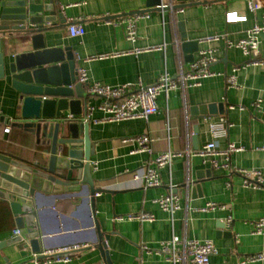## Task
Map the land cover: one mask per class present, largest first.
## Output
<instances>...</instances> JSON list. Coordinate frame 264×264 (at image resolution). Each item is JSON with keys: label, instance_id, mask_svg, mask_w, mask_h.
Wrapping results in <instances>:
<instances>
[{"label": "crops", "instance_id": "1", "mask_svg": "<svg viewBox=\"0 0 264 264\" xmlns=\"http://www.w3.org/2000/svg\"><path fill=\"white\" fill-rule=\"evenodd\" d=\"M56 1L62 17L57 14L49 24L54 28L48 36L54 42L48 46L72 47L77 74L84 68L91 82L150 85L165 71L175 77L188 70L201 51H211L215 60L210 68L217 74L203 79L200 86L172 90L168 97L161 95L160 110L148 119L96 122L104 117L98 109L89 120L83 119L90 123V161L100 190L94 206L85 201L91 197L88 193L53 202L43 199L41 221L47 234L41 251L79 247L70 260L49 264H110L108 260L112 264H172L156 249L173 234L213 240L217 253L210 264H264V260L244 262L246 256L264 251V230L253 232L254 222L264 219V187H247L240 174L215 168L212 160L225 161L223 154L207 158L191 154L210 142L217 150L234 143L242 149L229 153V162L260 170L264 180V32L259 35L260 63H251L236 46L249 29L262 22L264 0H258L261 7L255 11L248 0H167L166 10L149 7L147 0ZM144 12L148 15L137 22V39H127L122 19ZM230 12L242 18L227 21ZM72 22L83 24L85 33L71 36L68 27ZM217 34L225 37L205 40ZM3 47L11 55L30 49L14 39H4ZM232 74L237 86L228 85L227 77ZM84 87L86 99L100 103V98L89 95ZM258 102L259 107L255 106ZM211 104L216 105L215 110L202 113L201 107ZM19 117L17 93L0 81V151L40 162L43 147L34 133L15 124ZM222 120L227 130L214 136L210 125ZM8 124L11 128L5 132ZM141 134L152 138V151L136 152V144L121 143L124 137ZM83 137L84 133H79V138ZM167 150L189 153L175 157L161 170L160 186L145 188L126 174L154 166L156 157ZM170 185L180 203L172 217L156 202L168 193ZM208 202L221 207L201 210ZM140 212L152 213L155 219L118 220ZM229 216L232 221L227 224ZM16 228L9 201L0 197V240L11 237ZM143 245L149 248L143 249ZM10 250L0 251V264H34L35 253L22 257ZM6 256L9 262L4 261Z\"/></svg>", "mask_w": 264, "mask_h": 264}, {"label": "water", "instance_id": "2", "mask_svg": "<svg viewBox=\"0 0 264 264\" xmlns=\"http://www.w3.org/2000/svg\"><path fill=\"white\" fill-rule=\"evenodd\" d=\"M57 5L56 0H0V81L17 93L20 121L15 124L34 133L43 147L40 162L0 151V197L9 201L20 230L0 240V251L11 248L10 254L22 257L39 253L46 238L43 199L53 202L88 193L91 197L85 201L94 206L100 190L91 167L90 123L83 120L88 100L84 84L77 82L74 50L48 46L54 42L48 33L54 28L49 24L60 14ZM147 5L169 8L167 0H147ZM4 39L30 49L11 55L3 49ZM215 106L201 107L202 113Z\"/></svg>", "mask_w": 264, "mask_h": 264}, {"label": "built area", "instance_id": "3", "mask_svg": "<svg viewBox=\"0 0 264 264\" xmlns=\"http://www.w3.org/2000/svg\"><path fill=\"white\" fill-rule=\"evenodd\" d=\"M248 1L249 7L252 11L261 7L258 0ZM146 15H148L147 12L135 13L122 19V22L125 23L127 39L131 41H135L137 39V22ZM241 18L242 17H240L237 13L233 12L226 15V19L229 22L238 21ZM68 32L73 37L81 36L85 33V28L81 23L72 22L68 27ZM262 32H264V15L262 22L249 29L246 38L236 43V46L240 47L245 55L249 57L251 63H260L257 58L259 56L260 45L259 35ZM223 37H225L224 34H217L207 37L205 40L214 41ZM141 51V49L137 50V52ZM214 60L215 58L211 55V51H201L188 70L180 71L175 77L169 75L165 71L160 74L155 83L150 85H144L142 83H139L138 85H131L126 83L112 86L100 82H91L87 71L84 68H80L78 69L79 81L86 86V90L89 95L100 98V103L96 105L92 104L88 100L87 114L84 120H89L94 111L97 109L104 113V117L96 119V122H117L137 118L148 119L152 114H155L160 110L158 99L161 95L168 97L170 91L172 90L185 89L191 86H200L203 79L216 75L217 73L210 68L211 63ZM227 82L229 86H237L236 77L233 74L227 77ZM255 106L259 107V102L256 103ZM227 127L228 125L222 120L217 123H212L210 125V131L214 136H218L219 134L225 133ZM10 128V124L6 125L4 129L5 132H9ZM151 142L152 138L147 134L129 136L121 139L122 144H136V152L152 151L150 146ZM262 148L264 149V145ZM241 149V147L231 143L226 149L217 150L215 143L210 142L205 147L195 150L191 154L198 155L203 158H207L218 153L223 154L225 156V161L218 162L217 160H212V165L215 168H225L240 174L243 177V184L247 187H264V180L260 170L240 168L229 162V153L239 151ZM187 153H189V151L167 150L156 157L154 166L147 165L145 168L134 171H126V174L130 175L135 181L139 182L145 188L160 186L162 184L160 177L161 170L170 166L175 157L183 156ZM93 167L96 168V163H93ZM156 202L171 217L180 207L179 196L175 193V187L173 185H170L168 193L157 198ZM218 207L221 206L215 202H208L206 206L201 208V210L215 209ZM125 219L139 220L143 222L153 221L155 216L149 212H140L118 217V220ZM231 221L232 217H227L226 223L230 224ZM263 230L264 219H259L254 222L253 232L255 234H261ZM19 232L20 230L18 228L13 230V234L15 235ZM78 248V246H73L64 247L58 250H43L34 254L33 262L34 264H49L52 261H68L71 258V253ZM142 248L148 249L149 247L147 245H143ZM156 250L158 253H163L166 259L172 264H210L211 256L217 253L214 241L211 239H189L186 237H180L176 234H173L168 240L161 241L159 248ZM260 260H264V251L255 255L246 256L244 262Z\"/></svg>", "mask_w": 264, "mask_h": 264}]
</instances>
